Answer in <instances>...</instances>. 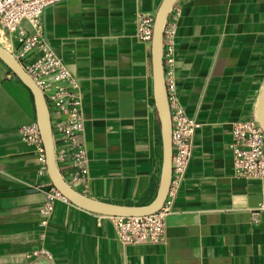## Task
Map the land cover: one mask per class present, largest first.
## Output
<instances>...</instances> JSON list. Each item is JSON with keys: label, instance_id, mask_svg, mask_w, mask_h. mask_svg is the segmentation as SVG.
I'll list each match as a JSON object with an SVG mask.
<instances>
[{"label": "crops", "instance_id": "crops-1", "mask_svg": "<svg viewBox=\"0 0 264 264\" xmlns=\"http://www.w3.org/2000/svg\"><path fill=\"white\" fill-rule=\"evenodd\" d=\"M162 2L67 0L42 15L47 47L81 89L89 180L75 190L90 198L144 206L156 195L151 40L136 30ZM166 43L170 107L199 127L158 244H122L112 218L67 200L41 213L52 187L43 147L19 134L36 124L34 98L0 61V264H264V180L236 176L230 151L232 126L254 120L264 86V0H178ZM0 44L14 53L11 36Z\"/></svg>", "mask_w": 264, "mask_h": 264}, {"label": "built area", "instance_id": "built-area-1", "mask_svg": "<svg viewBox=\"0 0 264 264\" xmlns=\"http://www.w3.org/2000/svg\"><path fill=\"white\" fill-rule=\"evenodd\" d=\"M65 1L67 0H0V37L5 39L6 35L11 36L15 44L14 57L43 93L50 113L55 162L61 176L74 189L78 187L85 190L89 175L86 150L81 141V89L78 79L49 50L43 35L44 11ZM152 26V19L147 16L139 17L136 31L140 40H151ZM167 43L163 45V62L169 95L173 85L166 78L173 67V56ZM170 114L173 154L169 194L184 176L192 157V140L199 127L180 106L170 107ZM19 134L25 144H41L35 123L20 128ZM231 135L230 151L236 176L264 180V131L255 120H251L236 122L232 126ZM58 199L65 200L51 187L46 193L41 213L49 215L54 201ZM169 209L165 202L163 208L153 215L112 218L118 241L125 245L162 242Z\"/></svg>", "mask_w": 264, "mask_h": 264}, {"label": "water", "instance_id": "water-1", "mask_svg": "<svg viewBox=\"0 0 264 264\" xmlns=\"http://www.w3.org/2000/svg\"><path fill=\"white\" fill-rule=\"evenodd\" d=\"M177 1L163 0L152 26L153 99L159 122L162 165L156 195L152 202L144 206L119 205L96 200L75 190L63 179L55 162L50 113L43 93L34 80L24 71L14 55L0 44V61L14 74L15 81L24 84L33 95L36 108V125L43 147L45 168L51 185L65 200L82 210L110 218L146 217L159 212L167 200L172 181L173 153L170 104L163 62V37L168 17ZM254 120L264 131V86H262L257 101Z\"/></svg>", "mask_w": 264, "mask_h": 264}, {"label": "trees", "instance_id": "trees-1", "mask_svg": "<svg viewBox=\"0 0 264 264\" xmlns=\"http://www.w3.org/2000/svg\"><path fill=\"white\" fill-rule=\"evenodd\" d=\"M156 132H157V140H158V143H160L159 129Z\"/></svg>", "mask_w": 264, "mask_h": 264}]
</instances>
